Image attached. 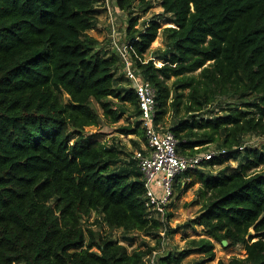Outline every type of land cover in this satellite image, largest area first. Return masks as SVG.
Here are the masks:
<instances>
[{
    "label": "trees",
    "instance_id": "16d2710c",
    "mask_svg": "<svg viewBox=\"0 0 264 264\" xmlns=\"http://www.w3.org/2000/svg\"><path fill=\"white\" fill-rule=\"evenodd\" d=\"M157 2L175 24L162 30V66L145 60L160 19L135 28L136 8L146 13ZM112 3L127 15L120 41L137 78L156 89L157 124L173 131L182 155L209 145L229 152L177 178L179 191L191 184L185 179L202 183L194 202L201 207L176 229L169 211L168 237L196 226L208 237L160 255L159 264L193 253H204L196 263L204 264L216 256L214 241L223 240L247 251L229 264H264V145H246V136H264V0ZM99 7L107 8L104 0H0V264H149L161 248L163 225L148 218L135 153L127 155L118 139L102 140L129 107L133 116L119 132L146 137L125 61L117 49L97 48L90 34L100 25ZM214 104L219 110H210ZM142 234L157 244L143 238L130 250Z\"/></svg>",
    "mask_w": 264,
    "mask_h": 264
},
{
    "label": "rangeland",
    "instance_id": "374dc122",
    "mask_svg": "<svg viewBox=\"0 0 264 264\" xmlns=\"http://www.w3.org/2000/svg\"><path fill=\"white\" fill-rule=\"evenodd\" d=\"M104 1L106 3L107 8L106 9H104V7L98 8V16L100 19V25L98 26L96 30L91 31L90 34L100 41V44L97 46V48L99 49L104 48L112 52L117 49L116 44L119 47L123 46V44L120 41V36L124 33L123 30L126 27V23H124V21L126 19L125 16L127 15L123 11H117L113 6L114 3H112V0H104ZM135 4H137V2ZM136 11H137L136 15L140 17L138 20V24L135 27L137 29H139L142 26L144 21L152 20L155 16L158 17L162 23V29L160 30L159 36L152 43L150 49L145 54L146 61L153 59L157 66H162L163 61L159 60L157 57L158 50H163L166 47V43H165L162 30L166 27L175 26V24L170 21L169 19L170 17L168 15L164 14L165 13L164 9L161 6V4H159L158 2L155 4L153 8H151L146 13L141 12L140 9H137V8H136ZM119 25H120V28H119ZM114 30L116 31V35H114ZM117 33H119V36ZM111 40H112V43L116 42V44L114 43L111 44L110 43ZM201 70L202 68L196 71L194 75H198L201 72ZM175 80H176V77H171L167 81V83L171 87L174 88L173 84ZM183 93L185 95L183 100L186 101L188 97L189 89L185 90ZM217 101L218 103L219 102L222 103L225 100L220 99ZM116 104L120 105L118 102ZM217 104L212 105L210 107V110L211 111L219 110ZM219 113L222 114L223 112L220 111ZM127 116L128 117L130 116L129 113H127V115L122 120H120L118 123L106 126L104 131L107 133V135L102 137V140L110 143L112 138L118 139L120 146L123 147L127 155H131V153H135L137 150H139L135 147L133 143V140L138 139V138L132 135L127 136L119 132L122 127H124L125 125H128ZM171 123H172V119L169 116L167 119L166 127L171 126ZM87 130L97 131L98 128L88 127ZM246 145L249 147H262L264 145V136H260L257 134H250L246 136ZM209 147H211V149H206L204 150L205 152L203 153H207L208 151L213 150V145H209ZM127 158L128 157L125 156V160ZM227 166H231V168L235 169L237 167V161H234L233 159H231L227 162ZM222 168L223 167L213 168L214 169L213 173H217ZM261 168L262 167L258 169H261ZM254 170L255 169H252L249 172H252ZM179 177H183V175ZM185 181L191 184L189 185L187 189L183 188L182 191L175 190L174 191L175 195L173 196L171 203H170L169 210L173 214L170 219V226L172 227V229H176L179 225L183 224L187 220L196 216V214L198 213V210L201 207L199 203L194 204V202L196 199H199V196H198L199 189L202 187V183L199 181H194L191 178L185 179ZM96 217L97 216L93 214V216L91 217V221H93ZM114 233L116 237L122 239L123 235L121 234L122 233L121 230L115 231ZM254 235H256V231L255 229L252 228L250 230L249 237L254 236ZM205 237H208V235H207L206 229L203 226H196L195 229L176 230V232H174L170 236L169 248L167 249L168 252L166 253L162 252L160 253V255H162L163 257H166L170 255L171 252L175 253L176 251H182L183 248L187 247V245H189V242L192 241L193 239L198 240V239L205 238ZM135 238H136L135 243L133 244V247H130V250L139 247L141 245V240L143 238L150 240L152 245L157 244L156 238L148 237L144 234H142L141 237L135 236ZM257 239L258 237L254 238V240H257ZM214 244H215L216 256L213 260L211 259L207 260L204 264H229L233 258H244L247 256V251L243 246L230 247L229 244L225 246L223 245V243L218 242V241H214ZM163 257H161V259ZM204 257H205L204 253H193L187 258H185L184 260H182L181 262L165 261V263L161 262L160 264H196L198 261H201L202 259H204Z\"/></svg>",
    "mask_w": 264,
    "mask_h": 264
},
{
    "label": "built area",
    "instance_id": "2783aa9c",
    "mask_svg": "<svg viewBox=\"0 0 264 264\" xmlns=\"http://www.w3.org/2000/svg\"><path fill=\"white\" fill-rule=\"evenodd\" d=\"M114 35H116L115 30ZM113 43L116 44V42ZM116 47L123 61H125L127 77L135 82L139 99L140 119L145 132L146 145L144 149L135 152L134 158L137 159L143 174L148 218L151 219L156 216L163 225L161 248L154 251L149 262V264H159L160 253L169 248L168 212L170 211L171 200L175 195L177 178L187 171L201 167L204 162H208L217 156H226L229 152L228 150H210L207 153L193 156L182 155L179 151V140L173 131L163 128L156 122L158 111L156 89L150 82H141L137 78L127 55V47H119L117 44Z\"/></svg>",
    "mask_w": 264,
    "mask_h": 264
},
{
    "label": "crops",
    "instance_id": "0c3cea01",
    "mask_svg": "<svg viewBox=\"0 0 264 264\" xmlns=\"http://www.w3.org/2000/svg\"><path fill=\"white\" fill-rule=\"evenodd\" d=\"M128 110H129V111H128L127 113H129L130 117L133 116V114H132V112H133V108H132V107H129ZM132 120H133V122L135 123V121H138L139 118H135V117H134V118H132ZM134 123H133V124H134ZM141 125H142V124H141ZM166 129H167V128H166ZM127 136H129V135H127ZM132 136H134V135H132ZM136 138H137V137H136ZM134 140L139 141V143L141 144L142 149H144V147H145V145H146V141H145V142H144V141L142 142V141L139 140V138H138V139H134ZM142 149H140V150H142ZM137 151H138V150H137Z\"/></svg>",
    "mask_w": 264,
    "mask_h": 264
},
{
    "label": "water",
    "instance_id": "95a60500",
    "mask_svg": "<svg viewBox=\"0 0 264 264\" xmlns=\"http://www.w3.org/2000/svg\"><path fill=\"white\" fill-rule=\"evenodd\" d=\"M223 245L227 246L228 245V241L227 240H223Z\"/></svg>",
    "mask_w": 264,
    "mask_h": 264
}]
</instances>
